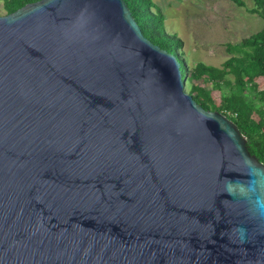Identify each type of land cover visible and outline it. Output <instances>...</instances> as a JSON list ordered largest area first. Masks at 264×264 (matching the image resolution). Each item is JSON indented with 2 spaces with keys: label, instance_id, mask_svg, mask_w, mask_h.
Wrapping results in <instances>:
<instances>
[{
  "label": "water",
  "instance_id": "obj_1",
  "mask_svg": "<svg viewBox=\"0 0 264 264\" xmlns=\"http://www.w3.org/2000/svg\"><path fill=\"white\" fill-rule=\"evenodd\" d=\"M0 264H264V164L124 0L0 15Z\"/></svg>",
  "mask_w": 264,
  "mask_h": 264
},
{
  "label": "trees",
  "instance_id": "obj_2",
  "mask_svg": "<svg viewBox=\"0 0 264 264\" xmlns=\"http://www.w3.org/2000/svg\"><path fill=\"white\" fill-rule=\"evenodd\" d=\"M8 13L17 11L38 0H2ZM143 34L161 49L176 56L189 82L190 94L199 105L209 111L225 114L237 125L252 155L264 164V27L233 47L236 54L228 59L222 69L205 63L190 65L176 35L165 27V16L154 0H124ZM245 6L241 0H233ZM253 14L264 20V0H253ZM234 76L233 83L227 76ZM229 85V94L223 92Z\"/></svg>",
  "mask_w": 264,
  "mask_h": 264
},
{
  "label": "rangeland",
  "instance_id": "obj_3",
  "mask_svg": "<svg viewBox=\"0 0 264 264\" xmlns=\"http://www.w3.org/2000/svg\"><path fill=\"white\" fill-rule=\"evenodd\" d=\"M165 16L169 34L176 35L182 43L180 51L192 66L205 63L222 69L224 63L236 54L233 47L264 27V20L253 14V0H154ZM0 0V15H6ZM233 83L234 76H227ZM231 85V84H229ZM229 85L223 92L229 94ZM190 90L189 82L186 85Z\"/></svg>",
  "mask_w": 264,
  "mask_h": 264
},
{
  "label": "clouds",
  "instance_id": "obj_4",
  "mask_svg": "<svg viewBox=\"0 0 264 264\" xmlns=\"http://www.w3.org/2000/svg\"><path fill=\"white\" fill-rule=\"evenodd\" d=\"M186 85H187V82H186Z\"/></svg>",
  "mask_w": 264,
  "mask_h": 264
}]
</instances>
